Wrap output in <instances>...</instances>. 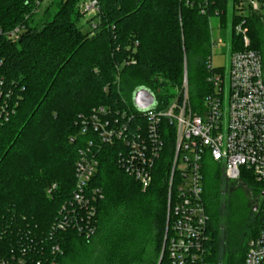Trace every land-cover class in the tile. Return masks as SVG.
Wrapping results in <instances>:
<instances>
[{"label":"trees","instance_id":"obj_1","mask_svg":"<svg viewBox=\"0 0 264 264\" xmlns=\"http://www.w3.org/2000/svg\"><path fill=\"white\" fill-rule=\"evenodd\" d=\"M43 1L0 0V72L10 111L0 124V255L26 249L35 257L46 252L58 264H158L172 138L146 190L119 164L118 147L103 144L91 182L104 194L96 234L55 228L75 189L79 151L93 137L81 133L80 116L99 106L138 112L133 96L142 87L165 107L180 98L185 72L190 107L202 113L213 90L210 17L222 10L224 27L229 0H214L208 15L200 13V2L189 6L186 0H98L100 10L91 18L81 9L84 0H50L40 14ZM83 19L90 30H83ZM237 21L233 11V29ZM247 26L249 48L261 54L264 70V1L247 15ZM231 45L233 51L245 48L234 30ZM224 174L220 163L204 161L208 260L245 264L249 241L263 224L261 184L249 177L229 189ZM55 245L63 254H53ZM161 264H168L167 253Z\"/></svg>","mask_w":264,"mask_h":264},{"label":"built area","instance_id":"obj_2","mask_svg":"<svg viewBox=\"0 0 264 264\" xmlns=\"http://www.w3.org/2000/svg\"><path fill=\"white\" fill-rule=\"evenodd\" d=\"M213 1L186 0V3L195 6L200 2V13L208 15ZM263 1L235 0L234 14L239 21L233 30L245 48L232 52L227 94L225 74L215 70L217 67L213 66L211 56L208 80L213 90L204 100L202 113L190 107L186 76L180 98L172 99L165 107H161L158 100L156 107L148 111L113 112L99 106L90 114L80 116L81 133L93 137L79 151L75 189L59 210L54 223L56 229H75L86 238L96 234L98 201L104 194L91 182L98 171V154L103 144L118 147L119 164L146 190L153 183L154 168L167 139L172 138L162 257L167 253L168 264H209L210 217L203 198V163L211 158L220 163L229 180L254 177L261 184L263 224L260 233L249 241L245 264H264V70L261 54L249 48L251 40L247 26V15L259 10ZM81 9L86 18H91L100 10L99 1L84 0ZM222 13L216 9L212 16L220 18ZM91 27H96L95 22ZM18 31L12 32V37ZM211 43L212 50L222 43L221 38L214 39L212 28ZM3 85L0 72V124L10 117L9 96ZM52 252L61 255L64 251L55 245ZM46 257V252L35 257L26 249L13 250L0 255V264H58Z\"/></svg>","mask_w":264,"mask_h":264},{"label":"rangeland","instance_id":"obj_3","mask_svg":"<svg viewBox=\"0 0 264 264\" xmlns=\"http://www.w3.org/2000/svg\"><path fill=\"white\" fill-rule=\"evenodd\" d=\"M49 2H50V0H44L43 1L41 9H40V14L43 13L45 7L49 4ZM234 4H235V0H229L228 6H227V11H226L227 23H226V25L224 27L220 26V18L218 16L214 15V16L211 17V28H212L213 37H214V39L216 41L219 38L222 39V43H218L212 50V64L215 67H222L223 70H224V74H225V78H226V84H225V93L226 94L228 93V90H229L228 72H229V68H230V62H231L232 51H233L232 50L233 45H231V42H232V32H233L232 14H233V11H234ZM82 24H83V30L84 31L90 30V26L85 23L84 19L82 21ZM186 76H187V79H188L187 72H185L184 79H185ZM188 86H189V80H188ZM189 90H190V87H189ZM125 99L127 101V104H130V99L128 97H125ZM222 171L225 173L223 168H222ZM75 173H76V167H75ZM224 176H225L226 179H228L226 173L224 174ZM228 183H229V185H228L229 189H231V188L232 189H237L238 186H240V185H236L232 181L228 182ZM227 192H225L224 194H226L227 197H228ZM49 196H50V194H49ZM163 247H164V244H163ZM163 247H162V250H161L159 261H160V258L162 256ZM222 253H224V248L223 247L220 250L221 258H222ZM159 261H158V264H159Z\"/></svg>","mask_w":264,"mask_h":264},{"label":"water","instance_id":"obj_4","mask_svg":"<svg viewBox=\"0 0 264 264\" xmlns=\"http://www.w3.org/2000/svg\"><path fill=\"white\" fill-rule=\"evenodd\" d=\"M133 103L139 111H148L157 105L156 96L147 88H137L134 92ZM163 257L161 256L159 264Z\"/></svg>","mask_w":264,"mask_h":264},{"label":"flooded vegetation","instance_id":"obj_5","mask_svg":"<svg viewBox=\"0 0 264 264\" xmlns=\"http://www.w3.org/2000/svg\"><path fill=\"white\" fill-rule=\"evenodd\" d=\"M254 209L257 210V209H258V205H256V206L254 207Z\"/></svg>","mask_w":264,"mask_h":264}]
</instances>
